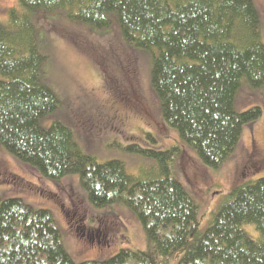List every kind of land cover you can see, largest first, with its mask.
Returning <instances> with one entry per match:
<instances>
[{
	"label": "trees",
	"instance_id": "trees-1",
	"mask_svg": "<svg viewBox=\"0 0 264 264\" xmlns=\"http://www.w3.org/2000/svg\"><path fill=\"white\" fill-rule=\"evenodd\" d=\"M41 11H64L95 29L116 20L128 44L151 51L161 123L202 165L219 169L236 151L244 126L263 115L261 106L235 109L245 86L264 87L254 0H18L8 21H0V146L52 180L79 174L96 207H129L147 247L76 262L50 210L0 195V264H264V176L231 188L202 228L199 203L178 171L179 143L158 148L150 131L152 145H128L155 163L132 174L119 159L100 162L84 152L62 121L42 127L60 100L43 81L46 56L33 21Z\"/></svg>",
	"mask_w": 264,
	"mask_h": 264
},
{
	"label": "rangeland",
	"instance_id": "rangeland-1",
	"mask_svg": "<svg viewBox=\"0 0 264 264\" xmlns=\"http://www.w3.org/2000/svg\"><path fill=\"white\" fill-rule=\"evenodd\" d=\"M254 3L261 16L264 40V0ZM17 4L18 0H0L2 23L8 21L9 10ZM33 21L39 49L46 56L43 81L60 100L58 109L42 119V127L62 121L71 127L84 152L100 162L119 159L132 174L146 173L143 170L155 163L126 150L128 145H152L147 138L150 131L158 148L179 143L178 171L199 203L202 228L209 224L211 213L231 188L264 176V87L247 85V90L239 91L235 109L242 112L261 106L263 115L244 126L234 154L219 169H212L200 164L174 131L163 127L151 82L153 54L128 44L116 20L109 28L95 29L71 20L64 11H41L33 14ZM117 114L124 116L121 124L101 125L109 123L106 117L111 122ZM0 195L19 197L35 209L50 210L65 250L76 262L106 260L123 248L147 247L144 228L129 207H96L79 174L52 180L2 146ZM250 230L257 234L255 226Z\"/></svg>",
	"mask_w": 264,
	"mask_h": 264
},
{
	"label": "flooded vegetation",
	"instance_id": "flooded-vegetation-1",
	"mask_svg": "<svg viewBox=\"0 0 264 264\" xmlns=\"http://www.w3.org/2000/svg\"><path fill=\"white\" fill-rule=\"evenodd\" d=\"M125 117H128V115H126ZM105 120L108 121L109 123H111L113 126H115L117 124H121L124 121V116L117 114V115H114L111 117V122H110V119L107 117Z\"/></svg>",
	"mask_w": 264,
	"mask_h": 264
}]
</instances>
